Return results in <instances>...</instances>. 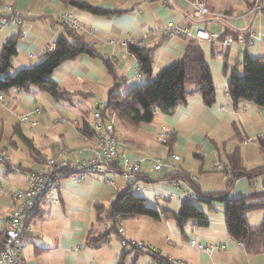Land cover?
I'll use <instances>...</instances> for the list:
<instances>
[{
	"label": "crops",
	"instance_id": "crops-1",
	"mask_svg": "<svg viewBox=\"0 0 264 264\" xmlns=\"http://www.w3.org/2000/svg\"><path fill=\"white\" fill-rule=\"evenodd\" d=\"M76 1L113 11L115 15L97 17L78 10L63 0H0V6H12L30 13L23 20L18 56L15 58L20 70L40 63L46 48L55 45L57 39L65 34V27L58 20L62 13L71 12L83 25L85 32L81 34L82 38L97 50L101 58L81 56L64 62L53 73L54 81L73 97L68 105L84 107L88 104L93 113L105 107L108 92L115 84L107 72L106 61L114 65L116 74L123 81L119 93L125 96L133 88L148 84L164 68L179 61L190 43L184 37L168 36L166 32L169 22L187 26L191 24L186 21V17L191 12L190 4L194 0ZM205 1L211 12L224 16L221 20L209 19L200 23L209 33L219 34L222 38H237L250 33H254L256 37L264 35V13H249L254 0ZM2 16L0 13V23ZM17 31L12 26L0 29V50ZM198 43L210 68L211 61L216 70L222 67L224 69L225 57L230 66L241 61L246 54L252 58L264 57V38L256 39L245 54H240L236 47L224 52L218 44ZM130 46L153 49L154 69L151 78L138 73V63L129 52ZM223 76L224 93L216 92V102L212 107L205 106L202 97L191 91L187 104L178 108L171 116L157 113L151 124H142L138 128L116 121L119 156L126 155L138 161L142 169L143 180L135 184L136 188L147 189V195L152 197L159 192L164 195H180L178 191H170L162 181L158 182V187L149 185L169 174L184 173L198 179L199 194L224 192L223 178H207V174L218 172L212 168L214 163L228 166L227 156L237 148L241 151L247 170L264 165L259 143H253L254 140H264V110L249 102L236 104L227 91L229 79L224 73ZM13 99H17L18 103L14 104ZM40 102L43 104L40 105ZM32 107L42 109V118L49 111L53 116L60 113L62 117L71 111L67 107L62 108L61 103H54L36 87H30L28 91L22 90L19 94L9 93L4 102L0 101V148L6 151L10 161L8 165L0 164V240L9 214L17 206L14 194L27 189L28 173L44 169L42 158L55 156L58 147L84 150L86 157H90L94 151V147L85 143L78 130L81 125L75 121L73 127H70L74 131L63 126L52 134L42 127L39 131L28 129V136L23 130L24 135L33 140L35 150L39 153V157H34L14 131H5V128L17 125L19 117ZM85 114L82 117L84 121L85 116L90 118ZM89 125L93 126V120ZM162 128L174 135L172 152L167 146L160 150L155 140ZM173 155L179 156L180 160L173 161ZM159 159H168L174 171L165 169L161 174H155L154 166ZM15 169L21 172L18 173ZM107 179H112L115 187L106 184ZM61 184L60 193L53 199H47L31 222V233L28 235L30 245L23 254L25 264H118L120 258L127 253L124 264L152 263L148 254L145 256L148 260L140 257L136 260L134 253H129V249L122 247L121 239L115 232H111L108 239L99 246L89 244L90 238L92 242V239L109 233L114 227L115 222L107 217L109 208L114 203L113 195L121 193L127 187L124 179L106 174L79 181L67 176L62 179ZM253 185L258 189L257 193H264V176L237 181L230 192L231 198L255 194ZM54 199H58V202L54 203ZM149 205L157 209L152 202ZM161 206L168 207L160 204ZM217 206L224 208L222 203H216L215 211ZM248 215L247 222L250 226L257 227L264 223V209ZM188 226L185 228L187 238L183 239L179 229L169 221L157 222L145 217L123 221L128 240L150 245L171 264L178 261L185 264H264V253L249 255L239 243L230 238L226 231L224 213L222 216L218 211L211 217L207 228H198L193 223ZM192 242L198 246L220 245L225 249L206 253L193 248Z\"/></svg>",
	"mask_w": 264,
	"mask_h": 264
},
{
	"label": "trees",
	"instance_id": "trees-1",
	"mask_svg": "<svg viewBox=\"0 0 264 264\" xmlns=\"http://www.w3.org/2000/svg\"><path fill=\"white\" fill-rule=\"evenodd\" d=\"M72 7L85 11L97 17L107 18L115 15V12L93 6L87 2L76 0H63ZM6 18V17H2ZM21 32L18 31L11 36L0 50V94L13 88L28 91L34 86L43 94L48 95L56 104L70 100L71 94L62 89L52 78L53 73L66 61L74 60L81 56L90 58H101L97 50L88 44L81 35L66 28L65 34L56 41V47L51 53L44 54L42 61L31 68L19 70L11 74L13 62L18 56V44ZM130 54L138 63L140 75L151 78L154 69L153 49L129 47ZM109 76L114 80V87L108 92L107 103L103 109H99L105 120L115 116L116 119L130 127L138 128L142 124H151L157 113L171 116L183 105L187 104L190 92L199 94L207 107H212L216 102V87L211 68L206 60L201 45L196 41H190L184 56L172 65L164 68L152 81L144 86L133 88L127 95L122 96L119 91L123 81L116 74L114 65L105 62ZM224 75H229L228 94L231 99L239 104L249 102L264 110V57L252 58L244 55L241 61L230 66L225 57ZM82 136L94 137L93 128L84 121L78 128ZM14 134L23 141L34 157H39L35 150L33 140L24 135L20 124L15 126ZM174 135L169 140L167 147L170 152L174 146ZM262 154L264 155V140L258 141ZM228 186L233 188L235 183L241 179H256L264 176V165L252 170H247L241 151L237 148L227 156ZM182 180L191 183L200 198L192 203H183L177 211L159 205L152 208L147 198L134 193L131 188L123 190L118 199L110 206L108 220L115 222L109 233L99 235L89 240L90 245L99 246L104 243L111 232L116 231L118 217L122 221L145 217L154 221H169L179 229L183 239H186L185 228L193 223L198 228H207L210 219L197 204H203L209 212L214 210L216 203L224 205V218L226 231L230 238L242 244L243 249L249 255H260L264 253V223L252 227L247 222L248 214L264 209V193H255L251 196L230 198L229 190L210 194H199L197 185L192 182L189 174H169L163 178ZM158 181V180H157ZM3 237V235H2ZM120 238V236H119ZM2 238L0 240L1 248ZM135 258L141 254H148L151 261L159 260V264H171L166 258H158L143 250L130 249ZM128 254V253H127ZM127 254H124L118 264H124Z\"/></svg>",
	"mask_w": 264,
	"mask_h": 264
},
{
	"label": "built area",
	"instance_id": "built-area-1",
	"mask_svg": "<svg viewBox=\"0 0 264 264\" xmlns=\"http://www.w3.org/2000/svg\"><path fill=\"white\" fill-rule=\"evenodd\" d=\"M190 6L191 12L187 14L186 21L191 24L187 26L185 24L169 22L166 32L168 36H181L190 41L218 44L223 48L224 52L232 47H236L240 54H245L246 51L254 45L256 39L262 40L264 38V35L256 37L254 33L240 35L237 38H222L219 34L209 33L200 23L209 19L221 20L224 19V16L219 13L211 12L205 0H194ZM0 9L8 13H12L13 11V7L10 6L0 7ZM249 13L251 15L264 13V0H254V5ZM61 18V22L66 26L77 30L80 29L79 21L72 16L64 15L61 16ZM14 22L15 27L20 25L19 22L15 20ZM1 23L7 26L9 21L3 18ZM11 24L13 23L11 22ZM50 52L51 50L47 47L44 53L47 54ZM5 95H7V92L0 94V101L5 100ZM42 114L43 111L41 108L34 107L30 109L27 114L20 117V122L29 126L30 129L34 131L41 122L40 117ZM92 120V128L95 132L94 137L89 138L83 136L85 143L94 147V151L90 157L85 156L84 150H72L58 147L55 156L41 159L45 166L42 171L27 174V189L14 194V199L19 205L9 214L0 248V264H25L23 254L30 245L28 235L31 232V220L47 199H53L58 195L62 187L61 179L64 177H75L76 180L83 181L94 175L110 174L114 178L121 177L127 182L126 189L131 188L134 193L146 198L148 193L147 189L135 187L137 182L143 180L140 163L126 155L119 156L118 154L119 142L115 134L116 117L112 116L110 119L105 120L102 118L101 112L97 110L93 113ZM60 122L66 121H57V123ZM172 136V132L166 128H162L156 134L155 140L158 144L167 146ZM171 158L173 161L180 160V157L176 155H173ZM9 163L10 161L7 153L0 149V164L4 166ZM212 168L214 171H227L229 169L227 165L221 163H214ZM165 169L174 171L168 159L157 160L154 166L155 174H161ZM191 180L195 185H198L199 181L197 178L192 177ZM162 182L170 191H178L180 195H165L164 197L159 193L153 194V204L156 205L157 208L160 205V201H175L181 205L183 203H192L195 199L200 198V195L197 194L191 183L176 179L162 180ZM105 183L115 187L112 179L105 180ZM253 187L257 193L258 189L254 185ZM118 195L117 192L113 195L112 200L114 202L118 199ZM57 202L58 199H54V203ZM116 231L120 236L124 249L143 250L160 258L158 251L150 245L127 239L123 229V221L120 217H118L116 222ZM191 246L206 253L225 249L224 246L214 244L198 246L195 242H192ZM239 246L243 247L242 244H239ZM159 263L160 261L157 260L153 261L151 264ZM174 263L185 264L180 261Z\"/></svg>",
	"mask_w": 264,
	"mask_h": 264
},
{
	"label": "rangeland",
	"instance_id": "rangeland-1",
	"mask_svg": "<svg viewBox=\"0 0 264 264\" xmlns=\"http://www.w3.org/2000/svg\"><path fill=\"white\" fill-rule=\"evenodd\" d=\"M0 7H7L6 5H1ZM9 7V6H8ZM12 7V6H11ZM0 13H2V17H6V18H4V20H8L9 21V23H8V25L7 26H12V27H15L14 26V20L15 21H17V22H19V26H17V27H15L16 28V30H18V31H20L21 32V35H22V31H21V26H22V24H23V20L25 19V17L26 16H28V14H30V13H25V12H22V11H20L18 8H16V7H13V11H12V13H8V12H6L5 10H1L0 9ZM64 15H70V16H72L74 19H76V20H78L71 12H65V13H62L59 17H58V20H59V22L62 24V26L63 27H65V29L66 28H69V29H71V30H73L74 32H76V33H78L79 35H81L82 33H84L85 32V30H84V27H83V25L80 23V21H79V26H80V29H74V28H70V27H68V26H66L64 23H62L61 22V16H64ZM2 21H3V18H2ZM13 23V24H11V22ZM3 27H6L5 25H3L2 23H0V29H2ZM17 31V32H18ZM21 38V37H20ZM55 47H56V44L55 45H49L48 46V48L51 50V52L55 49ZM50 52V53H51ZM45 54V53H44ZM21 60V59H20ZM14 62H16V60L14 61ZM210 63V65H211V69H212V73H213V79H214V82H215V87H216V90H217V92H219V93H224V84H223V79H224V76H223V67H222V69H215V67H213L214 65H213V63H211V61L209 62ZM19 66V63L18 62H16V63H13V68H12V70H11V74H15L16 72H18L20 69V67H18ZM35 66V65H34ZM33 67V66H32ZM27 68H31V67H27ZM22 70V69H21ZM228 77V79L230 78L229 77V75L227 76ZM32 87H34V86H32ZM20 91H22L21 89H19V88H13V89H11V90H9V91H7V94H9V93H12V94H19L20 93ZM6 96L7 95H5V98H6ZM75 99V98H74ZM72 100H73V97H70V100H68V101H64V102H62L61 103V105H62V108H63V106L64 107H67L68 109H70L71 111H70V113L69 114H66V116L65 117H62V115H60V113H57L55 116H53L52 114H50V111L48 112L49 114L48 115H46V114H44V116H43V118H42V115H41V122H40V124L36 127V131H39L42 127H45L43 130L44 131H51V133L52 134H55L57 131V129H60V128H63V126H68L69 127V129L71 130V131H74V130H72L70 127H73V123L75 122V121H77V122H79V124L80 125H83V123H84V119H82V117H83V113H86L85 115H88V116H90V118L89 117H87V116H85V122H87L88 124H92V114L91 113H93V109H92V107L90 106V105H88V104H86V105H84V107H79V106H77V105H68L67 103H71L72 102ZM5 101V100H4ZM4 101H2V102H4ZM13 103L14 104H17L18 103V100L17 99H13ZM40 105H42L43 103H39ZM83 104V103H82ZM39 108V107H38ZM31 109H33V107L31 108ZM88 111V112H87ZM28 112H26L25 114H27ZM25 114H23V115H25ZM22 116V115H21ZM20 116V117H21ZM47 116V119H45V117ZM20 117H19V121H18V124H20L21 125V127L23 128V130L26 132L25 134H27L28 136H29V130L30 131H33V130H31L30 129V127L29 126H27V125H24V124H22L21 122H20ZM62 118H64L65 119V121L66 122H60V123H57V121L59 120V119H62ZM13 120H14V122H16V118L14 117L13 118ZM116 121H117V119H116ZM116 121H115V123H116ZM11 122V121H10ZM7 123H5V125H6ZM17 124V125H18ZM17 125H15V126H17ZM15 126H13V128H5V131H14V128H15ZM29 129V130H28ZM2 130V129H1ZM2 131H4V129L2 130ZM56 137V136H55ZM59 142V141H58ZM258 141L257 140H254V142L253 143H255V144H258L257 143ZM158 144V143H157ZM159 145V147H160V150L163 148V149H166L165 147L166 146H162V145H160V144H158ZM1 149V148H0ZM3 151H5L4 149H2ZM26 151V150H25ZM6 152V151H5ZM8 156V155H7ZM264 156V155H263ZM18 173H20L21 171H19V169H15ZM29 174V173H28ZM27 176V175H26ZM215 176V177H214ZM223 178V180H224V186H225V189H224V191H227V190H229L230 192H231V190H232V188H230L229 186H228V183H227V180H228V175H227V173L225 172V171H218V172H215V173H212V172H210L209 174H207V178H216V179H218V178ZM63 179V178H62ZM62 179H61V181H62ZM158 180V181H157ZM163 180V178L162 179H156L154 182H156V183H152V184H150L149 186L150 187H158L159 186V184H158V182L159 181H162ZM61 189H62V187H61ZM61 191V190H60ZM230 192H229V197L231 198L232 197V194H230ZM60 193V192H59ZM58 193V194H59ZM159 194L160 195H162V196H164L165 197V195L164 194H162V193H160L159 192ZM177 195H179V194H177ZM147 198H149L150 200H151V202L153 203L154 202V198L150 195V194H148L147 195ZM16 201V200H15ZM17 202V201H16ZM159 204H161V205H167L170 209H172V210H175V211H177L178 209H179V207H180V204H178L177 202H174V201H170V202H164V201H160L159 202ZM18 205H19V203L17 202V206L15 207V209L18 207ZM197 206L203 211V212H205V213H207L208 214V216H209V218L211 219V217H213L218 211L219 212H221V215L223 216V213H224V208H222V207H220V206H217L216 207V211H215V209L212 211V212H209L208 210H207V208L205 207V205H203V204H197ZM14 209V210H15ZM36 215H37V213H36ZM36 215L33 217V219L32 220H34V218H36ZM249 216V215H248ZM247 216V217H248ZM9 218V217H8ZM32 220H31V222H32ZM6 226H7V224H6ZM188 226V225H187ZM30 228H31V223H30ZM175 228H176V226H175ZM177 229V228H176ZM188 229H190V226H188ZM31 233V232H30ZM4 234V233H3ZM147 254H141L139 257L140 258H142V259H147L148 260V258H145V256H146ZM148 263V262H147Z\"/></svg>",
	"mask_w": 264,
	"mask_h": 264
}]
</instances>
